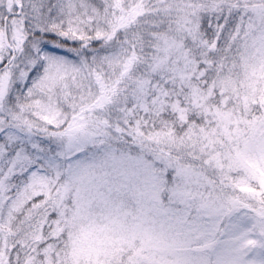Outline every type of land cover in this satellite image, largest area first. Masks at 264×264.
Segmentation results:
<instances>
[{
  "label": "snow or ice",
  "instance_id": "6c2138e0",
  "mask_svg": "<svg viewBox=\"0 0 264 264\" xmlns=\"http://www.w3.org/2000/svg\"><path fill=\"white\" fill-rule=\"evenodd\" d=\"M0 264H264V0H0Z\"/></svg>",
  "mask_w": 264,
  "mask_h": 264
}]
</instances>
